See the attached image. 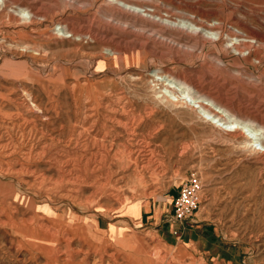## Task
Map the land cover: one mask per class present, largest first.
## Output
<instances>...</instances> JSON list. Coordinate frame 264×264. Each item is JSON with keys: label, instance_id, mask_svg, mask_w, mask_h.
<instances>
[{"label": "rangeland", "instance_id": "rangeland-1", "mask_svg": "<svg viewBox=\"0 0 264 264\" xmlns=\"http://www.w3.org/2000/svg\"><path fill=\"white\" fill-rule=\"evenodd\" d=\"M263 145L264 0H0V264H264Z\"/></svg>", "mask_w": 264, "mask_h": 264}, {"label": "bare ground", "instance_id": "bare-ground-1", "mask_svg": "<svg viewBox=\"0 0 264 264\" xmlns=\"http://www.w3.org/2000/svg\"><path fill=\"white\" fill-rule=\"evenodd\" d=\"M137 1V0H136ZM123 4H126L125 2L123 3ZM133 7H135V6H133ZM151 9V8H150ZM20 12H25V9H22V8H19L18 9ZM146 9H142V10H140V9H138V8H136V9H134V11H136V12H138V13H140V12H144ZM36 15V14H35ZM141 15H143V14H141ZM181 25H187V27H189L191 30H193V31H198L199 30V28L196 26V25H194L193 23H189V22H183ZM63 30V29H62ZM66 33V30H63V34H65ZM213 33V32H212ZM211 33V34H212ZM69 36V35H68ZM203 37V36H202ZM210 37H211V35H210ZM217 40H218V37L217 38H213V42H214V44H217ZM231 40V39H230ZM244 45H246V41L245 40H236L235 42H233L232 43V47L234 48V49H236L238 52L239 51H241L240 50V48L241 49H243V47L242 46H244ZM106 48L104 49V50H108V52H111L112 54H114V53H117L118 51H119V49L117 48V47H114V46H112V45H109V46H105ZM201 48V47H200ZM243 51V50H242ZM228 52V51H227ZM156 75L157 76H159V77H161L160 75H158L157 73H156ZM169 74H166V76H168ZM180 76V75H179ZM185 76V75H184ZM188 76V75H187ZM169 77V76H168ZM170 79H172V78H170ZM175 83H176V85L180 88V92H182V93H184V94H186V95H192V97L193 98H198V97H205L206 99H208L209 101L210 100H214V101H216V98L214 97V96H212V95H210V94H206V93H201L200 95H198L197 97H195L194 95H193V92H191V90L193 89L194 91H197L195 88H196V86L194 85V84H191V83H187V81H185L184 79L183 80H175L174 81ZM203 90V89H202ZM206 90V89H205ZM205 92V91H204ZM195 93V92H194ZM181 94V93H180ZM220 98V97H219ZM202 99V98H201ZM200 99V100H201ZM205 99V100H206ZM199 100V101H200ZM199 101H196V102H199ZM211 101V102H212ZM203 102V101H202ZM211 102H209V103H211ZM212 104V103H211ZM210 104V105H211ZM217 104H219V102H216V104L215 105H217ZM226 104V103H225ZM202 105V104H201ZM212 106V105H211ZM203 107H204V109L205 110H207L208 108L207 107H205L204 105H203ZM218 107L221 109V107L218 105ZM227 108V107H226ZM211 109H213V108H211ZM217 110V109H216ZM209 111V110H208ZM212 111V110H211ZM220 111V110H219ZM226 112L227 110H225V109H222V112ZM214 112V111H213ZM237 115V114H236ZM212 117H220V119L222 118L221 116H218V114L217 113H214V114H212ZM240 117V116H239ZM219 120V119H218ZM232 120H234L236 123L237 122H239V119H235V118H233ZM240 121H242V122H244V120H240ZM239 124V123H238ZM245 142L247 143V144H250L251 145V140L250 139H247V140H245ZM250 147V146H249ZM263 147H264V145H263ZM129 152H130V154H131V158L133 159V161H131V162H135L136 164H137V161H139L138 160V158L139 157H142V159H144V161H146L147 160V162H149L148 160L150 159H148L147 158V156H146V153H145V150H144V148L142 147V145L140 146V145H135V147L134 148H132V149H130L129 150ZM257 156H258V159H260V160H264V149L263 150H261L260 152H258L257 153ZM129 158V157H128ZM141 159V158H140ZM151 160V159H150ZM129 161H130V159H129ZM143 164V163H142ZM135 165V164H134ZM143 165H145V164H143ZM142 165V166H143ZM136 167V166H135ZM146 167V166H145ZM138 170V169H137ZM136 172V171H135ZM137 173V172H136ZM138 180H142L141 179V177L139 176V179ZM97 183V182H96ZM139 184H141V183H139ZM64 237V236H63Z\"/></svg>", "mask_w": 264, "mask_h": 264}, {"label": "built area", "instance_id": "built-area-1", "mask_svg": "<svg viewBox=\"0 0 264 264\" xmlns=\"http://www.w3.org/2000/svg\"><path fill=\"white\" fill-rule=\"evenodd\" d=\"M200 198L201 182L195 175H191L180 184L178 195L173 201L174 220L181 224L186 217L195 213L199 209Z\"/></svg>", "mask_w": 264, "mask_h": 264}, {"label": "crops", "instance_id": "crops-1", "mask_svg": "<svg viewBox=\"0 0 264 264\" xmlns=\"http://www.w3.org/2000/svg\"><path fill=\"white\" fill-rule=\"evenodd\" d=\"M177 224H178L177 227H178V229H180V232L176 236H174V235H171L169 231L167 233L166 232L164 233V231L161 230L162 240L168 246H171L174 248L175 247L178 248V246L183 248V246H185V248L188 247V249L191 250V248L189 246L192 247L193 245H195L194 243H190V240H192L191 235L185 230L184 227H181L182 224L181 225L179 223H177ZM197 226H195V227H197ZM204 236H205V234H204ZM194 248H196V245L194 246ZM208 253H209V251H203L202 254L208 256L209 255Z\"/></svg>", "mask_w": 264, "mask_h": 264}]
</instances>
